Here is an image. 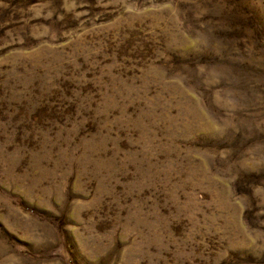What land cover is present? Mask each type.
<instances>
[{"label": "rangeland", "instance_id": "obj_1", "mask_svg": "<svg viewBox=\"0 0 264 264\" xmlns=\"http://www.w3.org/2000/svg\"><path fill=\"white\" fill-rule=\"evenodd\" d=\"M0 264H264V0H0Z\"/></svg>", "mask_w": 264, "mask_h": 264}]
</instances>
